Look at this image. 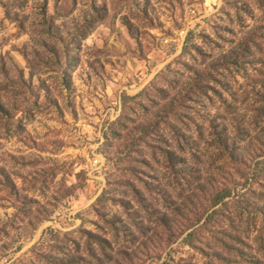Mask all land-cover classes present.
Wrapping results in <instances>:
<instances>
[{
    "label": "rangeland",
    "instance_id": "1",
    "mask_svg": "<svg viewBox=\"0 0 264 264\" xmlns=\"http://www.w3.org/2000/svg\"><path fill=\"white\" fill-rule=\"evenodd\" d=\"M263 94L264 0H0V264H252Z\"/></svg>",
    "mask_w": 264,
    "mask_h": 264
},
{
    "label": "trees",
    "instance_id": "2",
    "mask_svg": "<svg viewBox=\"0 0 264 264\" xmlns=\"http://www.w3.org/2000/svg\"><path fill=\"white\" fill-rule=\"evenodd\" d=\"M263 98H264V94H263L262 99H261V103L264 105V99ZM219 145H220L221 150H223V151H225L231 155V147H230L229 139L220 140ZM228 193H229L228 189H225V191H223V190L219 191V193L215 199L214 204H218L219 202H221L223 196H225ZM258 233H259V231L257 232V234ZM255 245H256V249L253 250V253L251 254V257L253 259L252 264H264V237H261L259 239V241L255 243ZM240 250H241L240 252L239 251L237 252V258L242 259L245 257V253H244L245 251L243 249H240ZM224 260H227V259L224 258ZM227 261H229V260H227Z\"/></svg>",
    "mask_w": 264,
    "mask_h": 264
}]
</instances>
